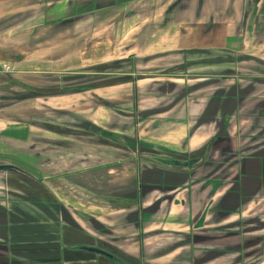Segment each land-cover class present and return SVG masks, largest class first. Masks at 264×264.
<instances>
[{"label":"crops","instance_id":"1","mask_svg":"<svg viewBox=\"0 0 264 264\" xmlns=\"http://www.w3.org/2000/svg\"><path fill=\"white\" fill-rule=\"evenodd\" d=\"M4 62L0 264H264V0H0Z\"/></svg>","mask_w":264,"mask_h":264},{"label":"built area","instance_id":"2","mask_svg":"<svg viewBox=\"0 0 264 264\" xmlns=\"http://www.w3.org/2000/svg\"><path fill=\"white\" fill-rule=\"evenodd\" d=\"M11 71V66L7 63H0V72L8 73Z\"/></svg>","mask_w":264,"mask_h":264},{"label":"water","instance_id":"3","mask_svg":"<svg viewBox=\"0 0 264 264\" xmlns=\"http://www.w3.org/2000/svg\"><path fill=\"white\" fill-rule=\"evenodd\" d=\"M88 249L90 251H93V252H96V253L103 254V255H106L108 257H111L110 253H107V252L103 251L102 249H99V248H88Z\"/></svg>","mask_w":264,"mask_h":264},{"label":"rangeland","instance_id":"4","mask_svg":"<svg viewBox=\"0 0 264 264\" xmlns=\"http://www.w3.org/2000/svg\"><path fill=\"white\" fill-rule=\"evenodd\" d=\"M2 74V72H0V75ZM5 88L4 87H0V93H5ZM0 98H1V96H0ZM9 102H7V101H2V100H0V107H4V106H6L7 104H8ZM0 109H3V108H0Z\"/></svg>","mask_w":264,"mask_h":264}]
</instances>
